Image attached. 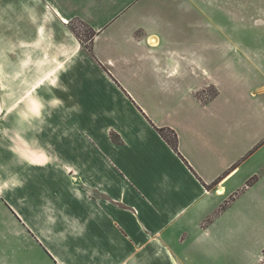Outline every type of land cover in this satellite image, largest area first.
Listing matches in <instances>:
<instances>
[{"label": "crops", "instance_id": "0c3cea01", "mask_svg": "<svg viewBox=\"0 0 264 264\" xmlns=\"http://www.w3.org/2000/svg\"><path fill=\"white\" fill-rule=\"evenodd\" d=\"M210 1L0 0L34 56L0 76V264H264V65Z\"/></svg>", "mask_w": 264, "mask_h": 264}, {"label": "rangeland", "instance_id": "374dc122", "mask_svg": "<svg viewBox=\"0 0 264 264\" xmlns=\"http://www.w3.org/2000/svg\"><path fill=\"white\" fill-rule=\"evenodd\" d=\"M207 4H209V12L216 15L214 16L216 20L211 19V24L215 25L217 22H220L224 25L227 30L230 31L226 39L232 44L236 43L243 46H256L258 50V60L263 61L264 65V0H211ZM69 29L84 47L89 48L91 46L93 34L84 23L79 20H74L69 24ZM60 37L62 41L61 44L56 42L59 39L57 35L41 37L42 40H39L46 48L49 46L52 50H58L59 48L65 49L64 46H62L65 45L68 50V46H70L69 39H65L64 36ZM187 37L190 36L186 34L182 38ZM32 38L35 39V37ZM32 38L29 37L28 40L25 39V43L20 42V45L25 47L33 45V47H36V45L39 44V40H34ZM192 38H194L195 42H198L197 40L200 39V37ZM220 42L222 44V40L220 41L219 37H211L208 41H206V43H208L211 47L218 46ZM98 44H104V39H101ZM16 45V37L5 35L0 36V76L9 77L12 70H16V67H11L12 58H15V60L34 59V56H31V53L29 57L24 56L22 58V53L18 57V53L13 51ZM36 55H38V53H36ZM262 78L264 79V73L262 74ZM215 94L216 91L214 89H210L205 92L204 95L201 94L200 96L204 101H206L213 98ZM4 103L8 107L12 106V101H6ZM166 135L173 139L172 134L167 132Z\"/></svg>", "mask_w": 264, "mask_h": 264}, {"label": "trees", "instance_id": "16d2710c", "mask_svg": "<svg viewBox=\"0 0 264 264\" xmlns=\"http://www.w3.org/2000/svg\"><path fill=\"white\" fill-rule=\"evenodd\" d=\"M94 38V34L92 35V39ZM91 39V40H92ZM157 131L162 135V137L167 141V143L176 151H178V138L177 135L174 131L172 130H167V129H157ZM170 133L173 136V139H171L170 137H168L166 135V133ZM112 139L116 142V143H120L121 140L118 136H116L115 134L112 135ZM257 178H254L253 180H251L248 185L253 184L256 181ZM228 204L222 206L221 211L225 210L227 208Z\"/></svg>", "mask_w": 264, "mask_h": 264}]
</instances>
